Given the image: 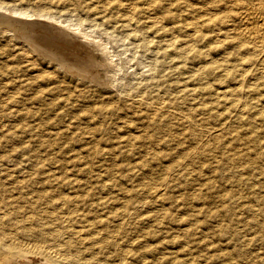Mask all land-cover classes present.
<instances>
[{"label":"bare ground","instance_id":"obj_1","mask_svg":"<svg viewBox=\"0 0 264 264\" xmlns=\"http://www.w3.org/2000/svg\"><path fill=\"white\" fill-rule=\"evenodd\" d=\"M0 9L12 15L0 14L1 32L22 42L14 56L29 66L35 53L54 75L110 87L127 63L124 52L141 55L144 88L120 97L126 114L146 119V134L133 142L138 149L186 142L160 183L142 193L112 198L101 192L109 182L54 173L39 186L0 182V264H160L166 256L139 243L138 226L158 228L160 197L181 165L210 159L242 184L255 180L254 171L264 174V0H11ZM115 144L134 149L130 139ZM94 155L99 162L106 153L98 147ZM225 196L241 203L234 193ZM249 211L264 220V200L256 197Z\"/></svg>","mask_w":264,"mask_h":264},{"label":"rangeland","instance_id":"obj_2","mask_svg":"<svg viewBox=\"0 0 264 264\" xmlns=\"http://www.w3.org/2000/svg\"><path fill=\"white\" fill-rule=\"evenodd\" d=\"M0 14L12 16L2 9ZM10 35L0 30V182L4 187L12 179L28 180V184L39 186L51 181L53 173L63 179L109 182L111 187L101 192H108L112 198L157 186L185 149L186 142L179 145L169 141L168 145H147L145 149H138L133 142L146 134L143 126L146 119L141 114H126L120 97L124 92H140L141 89H134L136 86L144 88L142 74L147 69L146 60L127 50L124 52L127 63L112 86H98L86 80L76 82L63 71L54 75L53 65L35 53L30 65H25L24 59L14 56L21 48V40ZM121 46L127 47L125 42ZM155 136L169 137L168 141L173 135ZM122 138L130 139L134 149L116 147L115 143ZM98 147L107 155L99 162L93 159ZM212 163L215 164L209 159L181 165L178 180L171 181L160 197L159 209L165 217L158 228L151 223L139 224V243L144 240V244L158 249L157 256H166L160 264H264V220H260L261 213L249 211L256 197L264 200V174L254 171L255 180L242 184L227 177L226 170L213 168ZM240 174L246 179L251 172L243 170ZM227 193H234L242 199L241 203L228 200Z\"/></svg>","mask_w":264,"mask_h":264}]
</instances>
